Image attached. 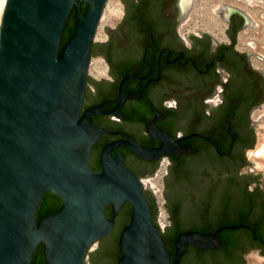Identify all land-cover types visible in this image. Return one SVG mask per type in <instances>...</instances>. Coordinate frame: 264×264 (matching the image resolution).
Listing matches in <instances>:
<instances>
[{"label": "water", "instance_id": "1", "mask_svg": "<svg viewBox=\"0 0 264 264\" xmlns=\"http://www.w3.org/2000/svg\"><path fill=\"white\" fill-rule=\"evenodd\" d=\"M122 1L106 41L93 39L107 0L5 2L0 264H244V251L264 253V178L246 156L264 136V114L251 118L264 72L250 54L264 56L235 48L255 21L221 2L232 42L196 27L188 47L178 28L193 0ZM98 54L114 80L89 74ZM217 83L223 100L205 102ZM163 155L164 231L140 180Z\"/></svg>", "mask_w": 264, "mask_h": 264}, {"label": "flooded vegetation", "instance_id": "2", "mask_svg": "<svg viewBox=\"0 0 264 264\" xmlns=\"http://www.w3.org/2000/svg\"><path fill=\"white\" fill-rule=\"evenodd\" d=\"M111 1H114L116 5H113L114 10H112L110 12V10L107 11L106 8H107V6H109L107 4L110 3ZM221 2L230 4V5H234L238 8H241V9L247 11L250 14V16L252 17V19L255 21V26L260 25L259 20L255 17V13H254L255 8L252 6L263 5V8H264V0H254V1L253 0H235V2H234V0H231V1L230 0H209V1L208 0H193L192 7L188 12V16L185 17L181 21V25L178 28V32H179L180 36L184 38L186 46H188V47L192 46L191 41H189V39L186 36V32H193L199 36H202V33L199 30H197L196 27L201 28L203 31H207L208 33L213 35L217 40H222L228 44H230L232 42L231 37L226 32V28L229 27V21H224L223 18L219 16L220 13L216 12V9L219 7ZM251 2H252V4H251ZM243 4H244V7H243ZM202 5H215V7H213V10L216 14H218V17L210 19L207 16L206 11H202L200 9V6H202ZM105 13H108L107 14L108 16L106 18L107 19L106 24L110 25L111 27H116L117 24L119 22H121L123 15L125 13V3L122 0H107L106 5L104 6L103 15ZM103 15L100 18V22L103 18ZM261 17L263 18L262 21H264V9L261 13ZM100 22H99L98 27L96 29V33H95L93 41H96V40L106 41L107 39H109V33L106 32L105 28L103 27L102 30L99 29ZM219 24H221V25H219ZM252 27L253 26H250L249 29H252ZM245 32H247L245 28L238 29L237 41L235 42V48L238 51L249 50V51L260 53L264 56V53L262 51H260L259 49H257V40L255 38L253 40L244 39V36H245L244 33ZM99 33H100V36H99ZM246 44H249L250 46H247ZM262 46H264V44ZM250 60H251L252 66L254 68H259V67L263 68V72H264V60H262L260 57H258L255 53L250 54ZM109 70H110V65H109V62L105 56H103L102 54L91 55L90 65H89V74H91L92 76H94L97 79H101L103 76V77H107V78L114 80V77L109 73ZM222 90H223L222 83H217V92L211 97H205L204 101L205 102H211L212 101L215 105H217L219 102H221L223 100L222 96L220 95V91H222ZM164 104L168 105V106H171V105L177 106V100L175 98L174 99H165ZM261 106H262V108H260L259 106H256L253 109V111L251 112V118L253 120H258L264 114V101H262ZM111 118L120 119V117L115 115V114H112ZM263 121L260 123V129L263 128V125H262V123H264ZM182 134H183V130L178 129L177 135L179 136ZM256 142H255L253 147L246 148V156L248 157L249 161L255 166L254 167L253 165H249V170H254L256 168L257 170H259L261 172V174L263 175V178H264V167L261 168V167L256 165L257 164V159H256L257 157L256 158L251 157V153L253 152L252 149L256 146ZM169 163H171V160L169 159L168 155H163L161 157L159 167L156 169V172L154 175L140 177V180L142 181L144 188H146L148 186V182H145V181L151 180V179L154 180L157 183V186L159 187V183L157 181L158 177L160 178V176H164V174L168 173V164ZM162 169H165L164 174L160 173V171ZM162 178H163V185L165 187L164 177H162ZM150 186L154 191V188L152 187L151 184H150ZM164 187H163V189H164ZM248 188L250 190H253L254 186L252 184H248ZM156 220H157V218H156ZM161 230H163V229L161 228ZM244 256H245V251H244Z\"/></svg>", "mask_w": 264, "mask_h": 264}, {"label": "rangeland", "instance_id": "3", "mask_svg": "<svg viewBox=\"0 0 264 264\" xmlns=\"http://www.w3.org/2000/svg\"><path fill=\"white\" fill-rule=\"evenodd\" d=\"M107 5H109V6H107L106 10L109 11V9H110V12H111L112 10H114V6L113 5H116V4H115L114 1H111ZM213 7H215V5H202V6H200V9L202 11H204V10L207 11L208 10L207 11L208 13L207 12L206 13H207V16L211 19V18L218 17V14H216L214 12ZM253 7L255 8L254 9V13L256 15L255 17H257V19L259 20L260 25L259 26L258 25L254 26V27H252V29H249L247 32H245L244 33L245 34L244 39H247V40H253L254 38L256 40L258 39L257 40V49H259L260 51H262L264 53V46H262L264 44V32H263L264 31V21H262L263 18L261 17V13H262L264 8H263V5H256V6H253ZM106 23H107V19L103 18L102 21L100 22L99 29L102 30V28L105 26ZM99 36H100V33H99ZM246 45L250 46L249 44H246ZM258 142H259V139L256 142V146H257ZM256 146L252 149V151L255 150ZM262 157L263 156L258 155V159L257 160L260 161ZM262 159H264V158H262ZM261 161H263V160H261ZM164 170L165 169H162L160 171V173L164 174ZM162 177L163 176H160V178L158 177V180H157L158 183H159L160 189L157 190V191L154 190V193L156 195V202H157V206H158V211H157L156 218H157V221L162 219V222L165 223V225H167V224H171V219L168 218L170 213L168 212L166 207L163 205V203L166 202V197L164 196V193H163L164 185H163V178ZM161 211L164 213L163 217L160 216V213H162ZM162 229L165 230V226ZM253 253H258L260 257L264 258V253L260 252V248L259 247L250 248V249L245 251V257L247 258V261L244 264H256V261H253L254 260L253 259ZM261 264H264V261Z\"/></svg>", "mask_w": 264, "mask_h": 264}, {"label": "bare ground", "instance_id": "4", "mask_svg": "<svg viewBox=\"0 0 264 264\" xmlns=\"http://www.w3.org/2000/svg\"><path fill=\"white\" fill-rule=\"evenodd\" d=\"M209 1V0H208ZM231 1V0H230ZM254 1V0H253ZM5 2H6V0H0V23H1V20H2V14H3V11H4V8H5ZM234 2H235V0H234ZM237 2V1H236ZM211 3V2H210ZM258 3V2H257ZM251 4H252V2H251ZM111 6V5H110ZM217 6V5H216ZM256 6V5H255ZM210 7V6H209ZM240 7V6H239ZM243 7H244V4H243ZM253 7V6H252ZM247 8V7H246ZM258 9V8H257ZM110 10V9H109ZM205 11V10H204ZM208 11V10H207ZM206 11V12H207ZM210 11V10H209ZM252 11V10H251ZM250 11V12H251ZM259 11V10H258ZM256 12V11H255ZM261 12V11H260ZM259 12V13H260ZM208 13V12H207ZM252 13V12H251ZM108 13H105L104 15H103V18H107V15ZM256 16V15H255ZM111 17V16H110ZM211 17V16H210ZM102 18V19H103ZM257 18V17H256ZM102 21V20H101ZM212 21V20H211ZM216 23V22H215ZM214 24V23H213ZM216 25V24H215ZM219 25H221V24H219ZM221 27V26H220ZM264 32V31H263ZM263 34V33H262ZM99 37V36H98ZM262 39V38H261ZM258 40V39H257ZM263 40V39H262ZM261 43V42H260ZM264 122V121H263ZM262 125H263V128L261 129L262 130V132H263V134H264V123H262ZM258 155H260V156H263L262 158H264V136H262L261 138H259V142H258V144H257V146H256V149L251 153V157H254V158H256V159H258ZM261 158V160H263L264 161V159H262ZM258 161L257 160V166H259V167H261V168H263L264 167V162L263 161ZM145 182H150V184L152 185V187L154 188V190L155 191H157V190H159L160 189V187H158L157 186V183L154 181V180H146ZM161 214H163V212L161 213ZM253 261H256V264H261V263H263V261H264V258H262V257H260L259 256V254L258 253H253Z\"/></svg>", "mask_w": 264, "mask_h": 264}, {"label": "built area", "instance_id": "5", "mask_svg": "<svg viewBox=\"0 0 264 264\" xmlns=\"http://www.w3.org/2000/svg\"><path fill=\"white\" fill-rule=\"evenodd\" d=\"M162 211H163V210H162ZM162 211H161V212H162ZM163 212H164V211H163ZM160 216L163 217V216H164V213H163V214L160 213ZM158 224L160 225L161 228H164V226H165V223L162 222V219H160V220L158 221Z\"/></svg>", "mask_w": 264, "mask_h": 264}]
</instances>
